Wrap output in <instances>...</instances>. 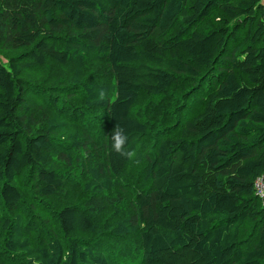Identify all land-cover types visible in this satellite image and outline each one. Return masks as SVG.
Instances as JSON below:
<instances>
[{
	"label": "trees",
	"instance_id": "obj_1",
	"mask_svg": "<svg viewBox=\"0 0 264 264\" xmlns=\"http://www.w3.org/2000/svg\"><path fill=\"white\" fill-rule=\"evenodd\" d=\"M263 174V0H0V264H264Z\"/></svg>",
	"mask_w": 264,
	"mask_h": 264
},
{
	"label": "clouds",
	"instance_id": "obj_2",
	"mask_svg": "<svg viewBox=\"0 0 264 264\" xmlns=\"http://www.w3.org/2000/svg\"><path fill=\"white\" fill-rule=\"evenodd\" d=\"M101 98H103V92H101ZM113 149L114 151L120 153L121 155H127L131 157L133 153L127 152L124 148L125 142L127 140V135L124 134L123 129L119 125L116 126L113 134Z\"/></svg>",
	"mask_w": 264,
	"mask_h": 264
},
{
	"label": "built area",
	"instance_id": "obj_3",
	"mask_svg": "<svg viewBox=\"0 0 264 264\" xmlns=\"http://www.w3.org/2000/svg\"><path fill=\"white\" fill-rule=\"evenodd\" d=\"M255 190L264 206V174L255 180Z\"/></svg>",
	"mask_w": 264,
	"mask_h": 264
},
{
	"label": "crops",
	"instance_id": "obj_4",
	"mask_svg": "<svg viewBox=\"0 0 264 264\" xmlns=\"http://www.w3.org/2000/svg\"><path fill=\"white\" fill-rule=\"evenodd\" d=\"M263 2H264V0H263Z\"/></svg>",
	"mask_w": 264,
	"mask_h": 264
}]
</instances>
